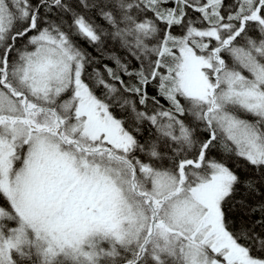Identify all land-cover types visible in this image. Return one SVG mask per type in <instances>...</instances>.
I'll return each mask as SVG.
<instances>
[{
	"label": "snow or ice",
	"instance_id": "snow-or-ice-1",
	"mask_svg": "<svg viewBox=\"0 0 264 264\" xmlns=\"http://www.w3.org/2000/svg\"><path fill=\"white\" fill-rule=\"evenodd\" d=\"M0 264H264V0H0Z\"/></svg>",
	"mask_w": 264,
	"mask_h": 264
}]
</instances>
